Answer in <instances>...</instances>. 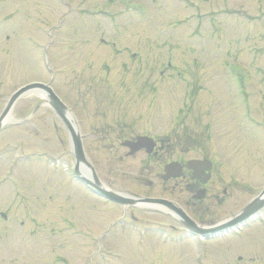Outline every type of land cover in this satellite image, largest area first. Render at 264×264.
Wrapping results in <instances>:
<instances>
[{
    "label": "rangeland",
    "instance_id": "374dc122",
    "mask_svg": "<svg viewBox=\"0 0 264 264\" xmlns=\"http://www.w3.org/2000/svg\"><path fill=\"white\" fill-rule=\"evenodd\" d=\"M0 19V112L21 85L50 78L41 45L55 41L52 85L84 120L87 155L109 188L188 199L160 182V168L152 186L141 182L145 153L119 161L124 147L100 139L127 124L183 129L179 147L207 146L228 192L208 222L262 188L264 0H0ZM70 145L41 95L16 101L0 130V264H264V224L206 240L165 211L129 206L123 217L120 204L80 189Z\"/></svg>",
    "mask_w": 264,
    "mask_h": 264
},
{
    "label": "flooded vegetation",
    "instance_id": "af4514ba",
    "mask_svg": "<svg viewBox=\"0 0 264 264\" xmlns=\"http://www.w3.org/2000/svg\"><path fill=\"white\" fill-rule=\"evenodd\" d=\"M141 126L139 128H134L127 124L126 127H117L115 128L116 133L114 136H111L109 130H106L108 132L104 133V136H101L100 139L104 141L113 140L111 142L112 146L114 143L123 145L125 141H135L136 137L139 135L150 136L153 139L151 144L147 143L132 155L127 153L129 148L126 149V147H124L123 155L125 157H135L140 152L145 153L148 158H144V169L140 171L143 175L141 181L144 180V182H147L146 179L155 175L160 168L158 177L160 178L159 180L162 184H164L162 179L164 166L167 162H169V158L173 156L170 161H175L180 165V168L175 171L179 173L177 176L167 180V182L174 181L176 185H180L177 186L182 189L180 191H186L189 193L187 200L184 202L182 200L180 201H182L184 206L188 208L189 213L191 216L193 215L192 217L196 221L207 224V219H209V216L207 215L211 212L212 204L217 205L219 203L222 205L224 203L223 195L228 193L226 188H218V180H216V174L214 173V164L210 171V177L208 180L207 169L195 170L190 169L187 166V161L191 158L207 159V146L204 149L205 152L202 153L200 148L193 147L194 143L192 142L188 145L183 143L182 146L179 147L180 140L186 138V133L183 129L180 132L173 130L171 134H166L164 132L156 133L151 130L143 131ZM116 148L119 150L120 147H115V150ZM118 158L119 160H122V154H120ZM147 183L151 186L153 184L152 180ZM147 194L148 193H145L144 195L151 196Z\"/></svg>",
    "mask_w": 264,
    "mask_h": 264
},
{
    "label": "water",
    "instance_id": "95a60500",
    "mask_svg": "<svg viewBox=\"0 0 264 264\" xmlns=\"http://www.w3.org/2000/svg\"><path fill=\"white\" fill-rule=\"evenodd\" d=\"M33 85H38V84H33ZM33 85H32V86H33ZM29 86H30V85H29ZM29 86H27V87H29ZM27 87L21 89L18 93H16V94L14 95L13 99L10 101V103H9V105H8L6 111H5V114L8 112V109H10L11 105L13 104V102L15 101V99L19 96V94H21V93H22ZM5 114H4V115H5ZM2 118H3V117H2ZM2 118L0 119V122L2 121ZM256 207H257V206L254 205V206L248 208V209L245 210V212H244L243 214H241L240 216H241V217H245V216L249 215L250 213H252L253 211H255Z\"/></svg>",
    "mask_w": 264,
    "mask_h": 264
},
{
    "label": "bare ground",
    "instance_id": "6f19581e",
    "mask_svg": "<svg viewBox=\"0 0 264 264\" xmlns=\"http://www.w3.org/2000/svg\"><path fill=\"white\" fill-rule=\"evenodd\" d=\"M84 174H89V172L87 171V169H84L83 171H82Z\"/></svg>",
    "mask_w": 264,
    "mask_h": 264
}]
</instances>
